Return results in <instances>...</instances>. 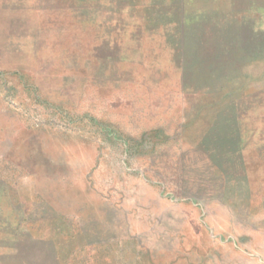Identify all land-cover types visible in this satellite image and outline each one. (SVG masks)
Wrapping results in <instances>:
<instances>
[{"label": "rangeland", "instance_id": "rangeland-1", "mask_svg": "<svg viewBox=\"0 0 264 264\" xmlns=\"http://www.w3.org/2000/svg\"><path fill=\"white\" fill-rule=\"evenodd\" d=\"M0 264H264V0H0Z\"/></svg>", "mask_w": 264, "mask_h": 264}]
</instances>
